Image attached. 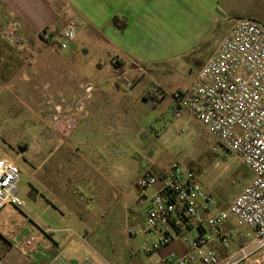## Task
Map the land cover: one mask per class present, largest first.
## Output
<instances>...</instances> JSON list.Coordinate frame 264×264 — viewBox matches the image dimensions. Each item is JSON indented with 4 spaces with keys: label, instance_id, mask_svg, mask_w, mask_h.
I'll use <instances>...</instances> for the list:
<instances>
[{
    "label": "rangeland",
    "instance_id": "1",
    "mask_svg": "<svg viewBox=\"0 0 264 264\" xmlns=\"http://www.w3.org/2000/svg\"><path fill=\"white\" fill-rule=\"evenodd\" d=\"M216 39L213 37L201 47L198 56L184 53L171 60L167 71L173 86L185 91L196 82L202 61L213 51ZM72 46L88 47V39L81 33ZM92 53L76 57L81 63H89L92 56L102 58L103 62L109 59L107 51ZM134 63L142 68L137 61ZM105 73L115 81L111 63ZM74 76H78L76 72L72 82L79 85ZM139 78L146 79L142 72ZM145 81L149 82L146 79L136 81L132 89L124 87L129 90L121 88L132 97L126 101L127 115L118 123L122 130L115 133L109 132L116 128L114 120L107 122L105 118L93 119L83 114L86 99L76 100L78 95L70 94L68 85L61 86L64 95L56 97L42 112L20 101H7L0 95V159H11L20 168L19 195L27 206L40 212L43 208L35 203L34 195L51 200L58 197L54 200L56 206L51 207L74 218L73 227L61 221V214L46 213L44 218L57 215V226L72 227L77 233L73 240L99 264H162L163 257L172 250L169 246L150 255H136L144 242L156 240L160 233L132 237L127 231L129 226L139 227L144 222L145 207L138 202L140 190L134 183L149 163L156 171L168 170L175 163L194 169L218 203H229L253 178L251 169L218 144L194 116L184 113L176 117L169 96L159 103L145 99ZM154 90L165 97V87L156 84ZM36 105L44 108L47 104L39 101ZM73 112L78 114L76 125L64 136L57 128L59 122L50 121L55 115L66 118ZM92 120H96V126L89 125ZM215 146L219 149L215 150ZM59 170L65 176L63 181L56 178ZM155 188L146 191L151 193ZM64 205L66 208H62ZM76 210L88 213L69 215L68 211ZM76 221H80V226ZM231 222L237 230L250 232L241 221L233 218ZM70 231L69 228L58 231L56 236L63 237Z\"/></svg>",
    "mask_w": 264,
    "mask_h": 264
},
{
    "label": "crops",
    "instance_id": "2",
    "mask_svg": "<svg viewBox=\"0 0 264 264\" xmlns=\"http://www.w3.org/2000/svg\"><path fill=\"white\" fill-rule=\"evenodd\" d=\"M68 7L77 13L80 25L76 38L61 49L51 45L46 35L62 30L70 18ZM12 18L22 22L26 42L14 46L0 38V95L7 101H20L42 112L56 97L64 95L61 86L68 85L69 93L78 95L76 100L86 99L83 114L93 119L105 118L107 122L114 120L116 128L108 131L115 133L122 130L118 123L127 115L126 101L132 97L121 90L124 86L118 81L120 73L133 82V87L136 81L147 79L143 96L148 100L156 95V84L165 87L166 95L162 94L158 101L169 96L172 103L171 93L180 89L172 85L168 75L171 60L184 53L200 54L201 47L216 37L214 49L202 61L203 66L237 19L252 18L264 23V0H0V29ZM81 33L88 39V47L72 46ZM106 51L109 54L106 62L92 56L89 63H81L76 57L81 53L95 55ZM110 63L116 75L114 82L105 73ZM74 72L79 85L71 80ZM140 72L146 79L138 80ZM88 85L92 86L89 91ZM39 101L47 105L38 107ZM95 122L92 120L89 125L96 126ZM56 178L63 181L65 176L59 170ZM34 198L43 211L32 206L24 210L12 204L0 210V264H59L56 256L64 264H83L88 255L73 240L74 234L56 236L58 231L73 230L74 218L65 216L60 209H52L58 197L51 200L34 195ZM68 212L69 215L88 213ZM46 213L61 214V221L72 227L57 226L58 216L46 220ZM76 224L80 226V221ZM37 233L41 235L37 252L23 253L21 242ZM171 247L179 252L183 250L180 243Z\"/></svg>",
    "mask_w": 264,
    "mask_h": 264
},
{
    "label": "built area",
    "instance_id": "3",
    "mask_svg": "<svg viewBox=\"0 0 264 264\" xmlns=\"http://www.w3.org/2000/svg\"><path fill=\"white\" fill-rule=\"evenodd\" d=\"M67 11L70 18L62 30L46 35L51 45L61 49L76 38L80 25L75 10L68 7ZM22 30L20 20L9 19L0 29V38L11 45L23 46L26 39ZM118 81L125 88L133 87V82L122 73ZM91 88L89 85L87 90ZM171 95L174 115L194 116L218 144L251 169L253 178L229 203H218L194 169L175 163L168 170L156 171L149 163L134 183L140 190L138 202L145 207L144 222L139 227L129 226L127 231L132 237L149 232L160 235L156 240L144 242L135 254L150 255L180 243L183 250L172 249L163 257L162 264H263L264 23L252 18L237 19L198 71L196 82ZM161 96H152V101L158 102ZM77 115L74 112L66 118L55 115L50 122H59V133L65 136L74 130ZM19 172L13 160L0 159V210L7 204L27 210L26 200L19 195ZM149 187L156 188L148 193ZM233 218L244 223L250 232L237 230L231 223ZM40 242V234L29 235L20 249L35 254ZM55 259L64 264L59 256ZM83 264L99 263L88 256Z\"/></svg>",
    "mask_w": 264,
    "mask_h": 264
},
{
    "label": "trees",
    "instance_id": "4",
    "mask_svg": "<svg viewBox=\"0 0 264 264\" xmlns=\"http://www.w3.org/2000/svg\"><path fill=\"white\" fill-rule=\"evenodd\" d=\"M117 17L114 18V22L117 24ZM120 27H123V25H119Z\"/></svg>",
    "mask_w": 264,
    "mask_h": 264
},
{
    "label": "water",
    "instance_id": "5",
    "mask_svg": "<svg viewBox=\"0 0 264 264\" xmlns=\"http://www.w3.org/2000/svg\"><path fill=\"white\" fill-rule=\"evenodd\" d=\"M264 264V263H263Z\"/></svg>",
    "mask_w": 264,
    "mask_h": 264
}]
</instances>
